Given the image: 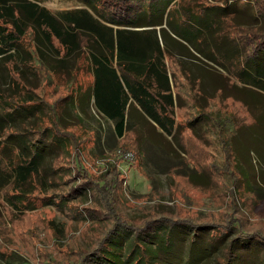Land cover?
I'll list each match as a JSON object with an SVG mask.
<instances>
[{
	"label": "trees",
	"instance_id": "1",
	"mask_svg": "<svg viewBox=\"0 0 264 264\" xmlns=\"http://www.w3.org/2000/svg\"><path fill=\"white\" fill-rule=\"evenodd\" d=\"M75 1L77 7L54 12L42 5L43 0H0V70L4 79L0 83V198L15 208L21 203L16 198L31 193L33 182L44 185L53 172L52 161L66 146L64 138L47 128L32 132L48 114L51 124L65 130L80 125L78 119L93 112L112 123L113 133L122 143L132 132L142 143L172 150L173 145L181 147L185 129L203 141L198 126L202 118L194 117L185 127L175 120L180 97L173 91L166 58L176 59L187 80L198 84L196 101L201 106L219 95L240 102L250 113L253 122L234 127L238 138L234 135L227 143L223 140V153L231 152L243 190L249 178L255 188L263 190L264 172L254 173L247 154L255 151L263 169L264 0H209L194 12L182 11L180 0ZM208 10L212 13L206 19ZM239 11H248L253 22L238 23ZM226 19L241 30L253 29L244 45L231 39L233 45L227 44ZM26 35H30L32 47L23 44ZM173 46L192 49L217 65L218 78L211 93L205 91L201 75L179 64ZM82 59L91 81L78 86L73 95L62 99L66 102L61 107L54 104L47 113L36 94L42 81L37 70L72 82ZM227 64L235 67L234 83L224 76ZM29 131L36 133L37 139L30 140ZM186 177L196 186L211 185L205 172ZM8 188L19 194L8 195ZM247 191L261 196L252 188ZM181 227L189 232L178 241L176 232ZM230 229L226 227L225 233ZM202 232L211 239L209 225L185 219L160 218L137 225L118 221L75 264H203L205 253L214 248L205 245H219L204 240ZM219 252L221 256H217ZM218 253L213 258L217 263L222 258L221 264H264V234L241 232L226 249L218 248Z\"/></svg>",
	"mask_w": 264,
	"mask_h": 264
},
{
	"label": "rangeland",
	"instance_id": "2",
	"mask_svg": "<svg viewBox=\"0 0 264 264\" xmlns=\"http://www.w3.org/2000/svg\"><path fill=\"white\" fill-rule=\"evenodd\" d=\"M179 2L185 12H194L210 3L209 0ZM42 5L55 12L77 7L78 3L75 0H43ZM210 13V10L205 13L206 19L211 17ZM248 15V11H239L238 23H252ZM212 17L218 20V15ZM234 25L228 19L223 24L227 44L233 45L231 39L244 45L253 29L241 30ZM261 26H264V20ZM23 42L26 47H32L30 35H26ZM172 50L187 71L203 77V87L211 93L218 78L215 74L217 65L202 55L198 56L192 49L173 46ZM79 65L81 69L72 82L37 70L42 81L36 94L47 113L54 104L57 109L61 107L66 102L62 99L73 95L78 86L83 87L91 81L86 62L82 59ZM227 65L228 72L224 76L234 83L237 81L235 67ZM166 66L172 73L173 91L180 97L175 120L185 127L194 117L202 118L198 126L203 141L185 129L181 135V147L173 145L172 150L146 141L142 143L132 132L125 135L122 143L113 133L112 123L93 112L83 120L77 118L80 125L65 130L61 125L51 124L48 114L39 129L32 132H40L43 128L56 131L64 138L66 146L52 161L53 172L45 184L33 182L29 189L31 193H22L16 198L21 201L17 207L0 198V264H75L118 221L137 225L165 218L209 225L211 239L219 246L205 245V248H214L205 253L203 264L220 263L222 258L218 263L213 258L218 248L226 249L232 238L241 232L264 234V189L255 188L251 178L246 180L245 190L242 189L238 183L239 174L233 166V156L231 152L225 155L222 145L223 140L227 143L236 136V125H250L252 116L240 102L219 95L209 99L205 107L201 106L196 101L198 84L187 80L176 59L166 58ZM3 81L0 70V83ZM8 133L10 131L5 132V136ZM28 137L33 141L37 134L29 131ZM244 138L248 139L245 133ZM248 158L256 169L254 173L260 175L264 172V163L261 162V169L255 151L249 153ZM203 172L211 179V185L207 187L196 186L186 177ZM201 179L205 180V177ZM251 188L261 196L247 191ZM5 192L19 194L10 188ZM89 212L97 217L91 218ZM226 227L232 229L225 233ZM186 231L189 232L187 228H178L179 237L176 239L182 241ZM205 232H202V238L212 242ZM221 255L219 252L217 256Z\"/></svg>",
	"mask_w": 264,
	"mask_h": 264
},
{
	"label": "crops",
	"instance_id": "3",
	"mask_svg": "<svg viewBox=\"0 0 264 264\" xmlns=\"http://www.w3.org/2000/svg\"><path fill=\"white\" fill-rule=\"evenodd\" d=\"M247 155L249 156V153Z\"/></svg>",
	"mask_w": 264,
	"mask_h": 264
}]
</instances>
